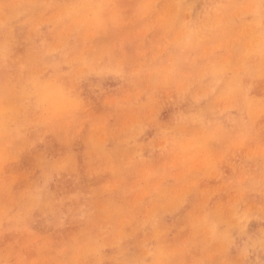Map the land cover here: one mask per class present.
<instances>
[{"label": "rangeland", "instance_id": "374dc122", "mask_svg": "<svg viewBox=\"0 0 264 264\" xmlns=\"http://www.w3.org/2000/svg\"><path fill=\"white\" fill-rule=\"evenodd\" d=\"M105 52L117 67L98 62ZM70 84L95 117L117 115L77 134L78 150L93 141L110 149L108 171L98 188L50 184L74 216L55 228L40 213L23 232L5 225L0 264H57L85 239L95 243L90 259L107 264L139 256L156 243L154 229L163 252L206 212L210 229L212 216L236 213L232 259L264 261V250L249 248L261 218L245 210L264 193V0H18L0 15V94L26 146L17 170L25 185L39 181L35 151L61 153L71 130L30 99L11 100L21 89L65 94ZM169 129L176 135L165 140Z\"/></svg>", "mask_w": 264, "mask_h": 264}, {"label": "clouds", "instance_id": "9594fccd", "mask_svg": "<svg viewBox=\"0 0 264 264\" xmlns=\"http://www.w3.org/2000/svg\"><path fill=\"white\" fill-rule=\"evenodd\" d=\"M15 6H18V0H0V15ZM100 61L106 68L118 66L112 53H100L98 62ZM67 88L65 94L52 97L34 90L21 89L16 93L15 99L11 100L12 104L20 106L30 99L33 105L41 107L49 117L58 116L62 119L65 127L71 130L62 144L61 153L35 151L32 171L39 173V181L27 185L23 184L17 171L20 155L26 146L20 143L13 133L10 97L7 93L0 94V230L5 225H10L14 226L17 232L25 231L33 213H40L47 218L50 225L54 228L58 227L61 219L74 216L76 210L69 208L65 211L63 201L52 194L49 185L66 182L77 191L98 188L102 177L108 171L104 166L103 157L108 155L110 149L93 141L90 146L78 150V145H84L85 141L77 134L90 123L103 127L109 122H114L117 120V115L106 109L98 118L95 117L79 98L73 85L70 84ZM111 131L119 134L118 127H113ZM175 135L176 131L169 129L168 135L163 138L167 140ZM27 150H32L31 146H28ZM27 175H31V172ZM245 210L249 215L259 216L262 221L260 235L249 245V248L258 246L264 250V193L256 207L246 206ZM211 223L214 225L212 229L209 228V214L206 212L197 219L188 240L175 248H166L163 252L157 251L163 231L154 229L156 243L146 247L139 256L125 257L117 253L107 261V264H189L184 260V256L193 250L199 251L201 257L192 260L190 264H248L246 259H232L228 253L233 230L238 227L236 213L233 212L227 218L220 215L212 216ZM94 254V241L85 239L76 246L68 247L57 264H98L90 259ZM247 255L248 249H245L241 257ZM5 264L8 262L5 261ZM260 264H264V261Z\"/></svg>", "mask_w": 264, "mask_h": 264}]
</instances>
